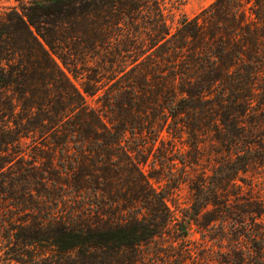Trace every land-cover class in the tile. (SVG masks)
Segmentation results:
<instances>
[{"label": "trees", "instance_id": "1", "mask_svg": "<svg viewBox=\"0 0 264 264\" xmlns=\"http://www.w3.org/2000/svg\"><path fill=\"white\" fill-rule=\"evenodd\" d=\"M172 15L163 0H27L0 11V264H109L172 225L182 237L186 223L203 229L209 204L240 252L232 263L263 264L254 204L236 218L224 209L247 163L191 181L183 225L155 177L159 159L145 171L144 152L163 130L192 144L216 125L223 144L243 138V112L256 96L264 106V0H215L174 29Z\"/></svg>", "mask_w": 264, "mask_h": 264}, {"label": "rangeland", "instance_id": "2", "mask_svg": "<svg viewBox=\"0 0 264 264\" xmlns=\"http://www.w3.org/2000/svg\"><path fill=\"white\" fill-rule=\"evenodd\" d=\"M163 1L167 9L173 13L170 24L174 29L181 15L194 18L215 0ZM26 2L27 0H0V11H7L13 7L19 9ZM70 77L77 88L82 90L83 79L74 78L71 75ZM257 97L254 99L256 100ZM86 100L93 106L99 105L96 103V97H86ZM255 100L252 108H248L241 116V122L238 124L241 127L240 131L243 132V138L236 139V142L223 144L219 140L218 133L225 130L222 125H216L215 128H209L206 132H198L200 134L194 144L186 133L173 138L164 130L160 134L163 141L157 140L151 153L148 151L150 143L147 144V150L144 152L147 163L144 170L148 171L151 168L155 157L159 159L154 165L161 174L155 177L159 179V185L168 195V207L176 211L178 224L185 225V221H189L190 207L194 198L190 188L191 181L204 178L209 182L222 178L225 174L234 175L235 167H241L247 163L245 170L239 171L234 180L226 186V195L229 196L230 204L224 209L232 210L231 218H236L242 216L238 215L237 210L244 208L248 204L247 200L251 201L254 204L252 206L256 207V212H253L252 216L256 217V226L252 231L254 234L264 233V106H260ZM148 141L150 142L146 139L145 142ZM25 142L31 144V141ZM136 143L139 142L131 140L129 146L134 147ZM227 147L229 150L226 149ZM132 155L137 159L141 158L136 152ZM160 160L164 166L162 172L158 164ZM183 170H186V173H183ZM151 182L155 185V180ZM207 209L211 213L206 220L203 219V229H198L195 224L189 226L186 223V234L182 237L177 232V228L180 227L172 225L168 235L138 248L127 249L117 255L118 260L116 257L109 264H125L126 262L127 264H233L232 260H236L237 256L240 257V252H237V255L234 253L236 242L232 239L230 227L226 230L222 229L219 223L220 216H217L213 205L209 204ZM183 219H185L184 223ZM241 244L243 249L253 254V243L250 240L243 238ZM69 263H75V256L69 258ZM5 264L18 263L7 261Z\"/></svg>", "mask_w": 264, "mask_h": 264}]
</instances>
